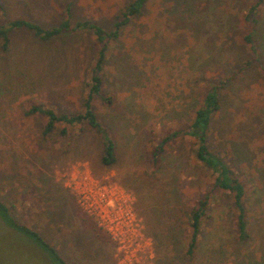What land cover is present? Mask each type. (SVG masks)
Instances as JSON below:
<instances>
[{
    "label": "rangeland",
    "instance_id": "rangeland-1",
    "mask_svg": "<svg viewBox=\"0 0 264 264\" xmlns=\"http://www.w3.org/2000/svg\"><path fill=\"white\" fill-rule=\"evenodd\" d=\"M128 1L0 0V24L24 18L46 28L87 19L109 31ZM251 1L148 0L109 42L100 93L113 103L95 95L91 104L115 141L111 165L100 162L99 137L84 123H58L46 134V118L27 114L33 104L83 110L95 35L63 31L45 40L13 29L5 48L0 37V201L66 264H264V4L253 25L245 20ZM246 31L255 50L242 41ZM212 85L219 108L208 145L245 187L243 241L233 232L232 196L213 187L215 175L195 158L189 136L170 140L159 166L149 159L168 131L192 121ZM99 186L132 210L138 247L119 249L85 208L81 192ZM206 193L207 216L189 258L188 213ZM116 207L111 199L106 211ZM17 233L0 218V264H51L49 252Z\"/></svg>",
    "mask_w": 264,
    "mask_h": 264
},
{
    "label": "trees",
    "instance_id": "trees-1",
    "mask_svg": "<svg viewBox=\"0 0 264 264\" xmlns=\"http://www.w3.org/2000/svg\"><path fill=\"white\" fill-rule=\"evenodd\" d=\"M148 0H129L113 23L111 30L107 31L100 25L91 20H80L72 22L70 19H64L59 24L51 27H42L39 24L24 18L10 20L0 24V37H2V47L7 46L9 40V32L13 29H28L41 39H52L63 31L87 30L95 35L98 45L97 57L91 67L90 77L87 85L89 88L86 97L83 100V110L74 114H66L56 112L53 108L43 104H33L27 110V114H38L46 118L44 124V133H50L56 129L58 123L66 125L83 124L91 128L99 137L101 142V157L100 162L103 165H111L117 161L115 150V141L111 137V130L107 125L99 119L93 111L92 100L96 95H100L103 103L111 105L113 97L100 93L103 89V70L107 58V50L109 42L115 40L121 28L126 25L131 19L141 16ZM264 4V0H252L246 7L245 20L251 24L258 22V12L260 6ZM254 27V26H253ZM252 31L243 33L242 41L252 50L254 49V38L251 35ZM261 65V63H260ZM264 69V63L261 65ZM219 108L218 86L212 85L205 92L199 107L194 111L192 121L186 126L173 131H168L161 138L156 147L152 150L149 157L153 166H159L160 157L165 151V145L179 135L189 136L195 148L193 150L195 158L206 168L211 174L215 175L213 187L224 190L232 196L231 207L234 215L233 232L239 240H245L248 237V221L247 211L244 205L245 187L239 177L228 163L225 155L215 151L208 145V133L213 113ZM61 134L66 133L64 128L61 129ZM210 194L198 200L196 205L189 211L188 227L189 239L187 242L186 256L191 258L200 238L201 225L207 216L206 212L209 208ZM0 218L14 231L31 239L39 248L46 250L52 256L51 262L54 264H66V262L58 256L55 249L46 243L37 231L31 229L24 223L18 222L12 215L10 207L3 201H0ZM95 233L98 229L93 228Z\"/></svg>",
    "mask_w": 264,
    "mask_h": 264
},
{
    "label": "built area",
    "instance_id": "built-area-1",
    "mask_svg": "<svg viewBox=\"0 0 264 264\" xmlns=\"http://www.w3.org/2000/svg\"><path fill=\"white\" fill-rule=\"evenodd\" d=\"M114 192L105 186L95 189H86L81 192V197L85 208L94 214L99 224L104 226L118 243L119 249L127 251L138 247L142 236L137 229V219L126 203L114 197ZM111 199L117 202L116 210L113 213L106 211V206Z\"/></svg>",
    "mask_w": 264,
    "mask_h": 264
},
{
    "label": "crops",
    "instance_id": "crops-1",
    "mask_svg": "<svg viewBox=\"0 0 264 264\" xmlns=\"http://www.w3.org/2000/svg\"><path fill=\"white\" fill-rule=\"evenodd\" d=\"M15 233H17V232L15 231ZM17 234H18V233H17ZM25 238H26L27 240L31 241L28 237H25ZM31 242H32V241H31ZM32 243H33V242H32ZM33 244H34L35 247H37L35 243H33ZM51 264H54V263L51 262Z\"/></svg>",
    "mask_w": 264,
    "mask_h": 264
}]
</instances>
